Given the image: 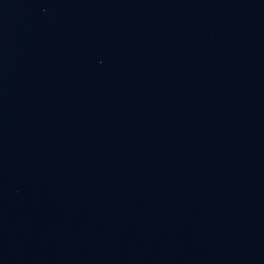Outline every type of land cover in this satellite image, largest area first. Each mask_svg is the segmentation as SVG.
<instances>
[{
  "label": "water",
  "instance_id": "water-1",
  "mask_svg": "<svg viewBox=\"0 0 264 264\" xmlns=\"http://www.w3.org/2000/svg\"><path fill=\"white\" fill-rule=\"evenodd\" d=\"M0 264H264V0H0Z\"/></svg>",
  "mask_w": 264,
  "mask_h": 264
}]
</instances>
